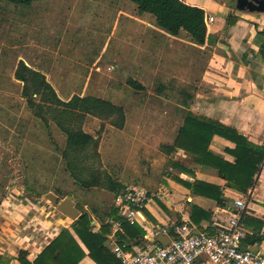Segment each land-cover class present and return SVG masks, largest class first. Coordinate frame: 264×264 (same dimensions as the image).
<instances>
[{"label": "rangeland", "instance_id": "1", "mask_svg": "<svg viewBox=\"0 0 264 264\" xmlns=\"http://www.w3.org/2000/svg\"><path fill=\"white\" fill-rule=\"evenodd\" d=\"M178 36L164 38L153 17L139 15L128 0H0V245L12 264L20 244L59 226L55 218L72 222L47 193L57 202L71 199L80 213L92 207L103 213L115 193L107 178L144 187L164 168L169 158L162 146L184 115L180 91H194L205 62L186 34ZM19 61L43 73L62 101L91 95L123 108L122 128L89 114L72 122L98 140V155L78 168L81 177L88 167L98 170L101 186L85 188L65 169L66 135L58 121H66L44 105L45 121L26 104L24 83L14 77ZM129 79L144 89L134 90ZM159 83L167 89L157 92Z\"/></svg>", "mask_w": 264, "mask_h": 264}, {"label": "crops", "instance_id": "2", "mask_svg": "<svg viewBox=\"0 0 264 264\" xmlns=\"http://www.w3.org/2000/svg\"><path fill=\"white\" fill-rule=\"evenodd\" d=\"M182 1L202 8L206 16L213 17L207 26V34L211 37L209 42L197 46L188 41L200 49H209L195 83L197 90L191 110L196 115L236 129L254 144L264 145V12L238 11L224 0ZM229 13L236 16L231 25L226 24ZM157 31L166 39L179 38L158 28ZM234 145L230 140L215 135L208 150L233 162L234 156L230 151ZM168 158L164 168L148 177L144 186L151 198L142 209V223H135L144 234L126 238L133 252L152 244L149 237L157 227L161 228L160 234L167 236L171 231L168 227L181 223L188 224L193 233H212L218 224L227 220L226 208L232 206L235 198L243 196L245 207L240 222L245 237L242 245L251 252L264 253V157L255 184L246 194L227 186L216 169L194 162L182 151L168 154ZM159 191L165 197H159ZM99 214L104 215V212L99 211ZM54 224L59 226L52 225V231L41 235L38 242L29 240L18 246L27 251L29 261L35 259L61 227L69 226L61 217L55 218ZM117 233L125 235L122 224L115 234L110 226L103 245L107 255L112 253L114 244L118 242ZM4 251V245H0V257L7 258ZM80 264L96 263L86 257Z\"/></svg>", "mask_w": 264, "mask_h": 264}, {"label": "trees", "instance_id": "3", "mask_svg": "<svg viewBox=\"0 0 264 264\" xmlns=\"http://www.w3.org/2000/svg\"><path fill=\"white\" fill-rule=\"evenodd\" d=\"M6 1L22 4L29 2V0ZM128 1L136 5L139 15L150 14L154 19V26L169 35L178 36L184 32L189 40L197 46H202L206 41L211 40L207 34L206 13L198 6L187 4L182 0ZM230 7L235 9V5ZM235 21L236 16L229 13L226 24L231 25ZM198 49L203 53L206 60L209 49ZM14 77L24 83L23 96L28 106L35 107L33 110L36 116L45 119L43 108L46 105L49 108H54L58 115L66 121L65 123L58 121V126L66 135V144L62 149L65 169L70 172L79 185L85 188L101 186L102 177L98 170L88 167V177H81V171L78 168L81 161L83 163V159L90 160L98 155V140L81 128L76 127L72 122L77 117L89 114L103 120H110L112 125L122 128L125 121L123 108L110 100L91 95L82 97L73 95L68 101H62L45 80L44 74L31 69L23 61H19L17 64ZM127 84L134 90L144 89L140 83L133 79H129ZM166 89V85L159 83L157 92ZM196 90L197 88L194 86L192 93L185 90L180 91L182 98L179 105L184 109V115L174 132L172 142L162 147L167 154L182 151L190 156L194 162L216 169L218 175L226 180L227 186L246 194L248 189L255 184L256 175L264 157V145L250 142L236 129L219 121L196 115L190 109ZM34 94L38 95L42 103L35 101ZM215 135L226 138L235 144L234 149L230 151L234 156L233 162L226 161L208 150L210 140ZM107 180L110 190L117 191L120 185H117L110 178ZM93 220L96 222H92ZM110 220L121 221L124 229L125 235L121 233L116 235L118 243L128 242L127 237H137V234L143 236L144 234L143 229L137 224L126 222L120 210L114 205L107 208L104 215H100L99 211L92 207L89 211L83 210L81 215L72 221L68 227H61L57 235L43 246L33 261L27 259L28 253L25 249H19L16 257L17 263L80 264L82 259L87 257L96 264H114L115 257L113 254L107 255L103 251V245L111 226ZM129 228L131 229L129 230ZM0 264H10V260L0 257Z\"/></svg>", "mask_w": 264, "mask_h": 264}, {"label": "built area", "instance_id": "4", "mask_svg": "<svg viewBox=\"0 0 264 264\" xmlns=\"http://www.w3.org/2000/svg\"><path fill=\"white\" fill-rule=\"evenodd\" d=\"M212 20L213 17L205 16L206 26ZM157 194L165 197L160 191ZM150 198L142 186L120 185L114 193L113 205L129 224L142 223V209ZM244 207V197L235 198L232 206L226 208L227 220L212 233H193L188 224L181 223L168 227L171 231L166 245L149 243L146 249L133 252L128 242H117L112 248L114 264H264V253L251 252L242 245L245 232L240 219ZM110 223L115 234L121 221L110 220ZM160 233V227L154 228L150 241Z\"/></svg>", "mask_w": 264, "mask_h": 264}, {"label": "water", "instance_id": "5", "mask_svg": "<svg viewBox=\"0 0 264 264\" xmlns=\"http://www.w3.org/2000/svg\"><path fill=\"white\" fill-rule=\"evenodd\" d=\"M235 10L242 12H264V0H235ZM124 79H126V72L122 71ZM45 198L48 199L52 205L62 212L64 215L68 216L72 221L77 219L81 213L74 206V202L69 198H63L61 201L57 202L58 197L53 193H47ZM93 222V221H92ZM169 237L167 235L160 234L157 235L153 240L152 244L166 245L169 242Z\"/></svg>", "mask_w": 264, "mask_h": 264}]
</instances>
